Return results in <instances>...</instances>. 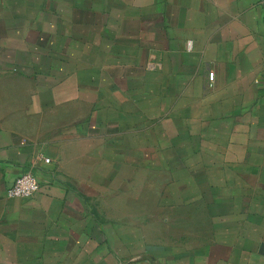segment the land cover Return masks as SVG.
I'll use <instances>...</instances> for the list:
<instances>
[{
    "label": "crops",
    "instance_id": "crops-1",
    "mask_svg": "<svg viewBox=\"0 0 264 264\" xmlns=\"http://www.w3.org/2000/svg\"><path fill=\"white\" fill-rule=\"evenodd\" d=\"M263 246L264 0H0V264Z\"/></svg>",
    "mask_w": 264,
    "mask_h": 264
},
{
    "label": "built area",
    "instance_id": "built-area-1",
    "mask_svg": "<svg viewBox=\"0 0 264 264\" xmlns=\"http://www.w3.org/2000/svg\"><path fill=\"white\" fill-rule=\"evenodd\" d=\"M190 47V43H188ZM207 80L209 82V87L212 86L214 81V73H208ZM48 159H45V162H48ZM39 190V183L35 176L26 172L18 176L14 182L6 190V196L8 198L17 199V198H30L35 195Z\"/></svg>",
    "mask_w": 264,
    "mask_h": 264
},
{
    "label": "water",
    "instance_id": "water-1",
    "mask_svg": "<svg viewBox=\"0 0 264 264\" xmlns=\"http://www.w3.org/2000/svg\"><path fill=\"white\" fill-rule=\"evenodd\" d=\"M263 250H264V246H263Z\"/></svg>",
    "mask_w": 264,
    "mask_h": 264
}]
</instances>
